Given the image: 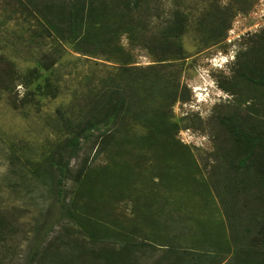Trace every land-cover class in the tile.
Wrapping results in <instances>:
<instances>
[{
    "label": "rangeland",
    "instance_id": "1",
    "mask_svg": "<svg viewBox=\"0 0 264 264\" xmlns=\"http://www.w3.org/2000/svg\"><path fill=\"white\" fill-rule=\"evenodd\" d=\"M51 2L0 0V264L261 263L264 154L238 171L226 121L264 128V88L247 78L264 71V0H53L50 13ZM88 6L107 27L97 46L74 39ZM114 89L130 106L114 136L100 150L96 129L66 153L58 186L49 155L106 113ZM160 112L187 158L151 150Z\"/></svg>",
    "mask_w": 264,
    "mask_h": 264
},
{
    "label": "trees",
    "instance_id": "2",
    "mask_svg": "<svg viewBox=\"0 0 264 264\" xmlns=\"http://www.w3.org/2000/svg\"><path fill=\"white\" fill-rule=\"evenodd\" d=\"M53 2V0H52ZM52 2L48 8L50 13L54 9V3L52 5ZM138 0H125L124 6L126 9L128 8H137L138 7ZM47 7V5H45ZM59 6V5H58ZM66 6L60 5L59 7ZM88 8V16L90 19H92V22H86V24L83 26L80 22L75 23V29H74V39L76 42H80L83 40L87 44H94L96 41H98V36L104 33L106 30V26L103 22H105L101 18V14L99 10H97L94 6L87 7ZM72 19H79L80 17H83V12L85 11V6L82 7H74L71 13H74ZM57 22H60V16H54ZM52 25L53 21H49ZM56 22V21H54ZM54 28L57 29L55 25H52ZM132 25L131 24H125L122 31L123 32H130ZM78 28L80 30H78ZM78 31V32H77ZM107 39H103L101 42L100 48H107L108 47ZM250 81H253L255 84L262 86L264 88V71L258 78H250L247 77ZM114 96L116 97V100H112V102L108 103L106 106V113L103 115L101 112L99 115L95 116L94 118H91L89 120H86L83 122V124H80L79 127L74 131H68L71 133V135L67 136L61 143H59V150L56 151V153L52 156L49 155V170L55 171L52 172L55 176L56 181L59 183L58 186H61L64 179H66L67 176H70L69 173V159L68 157H75L79 153L81 147H83V144L88 142V139L91 138L95 133V130H100L99 134H96L95 141L99 144L98 147H100V150L108 145L110 142V137H113L114 134H110V130H112V127L114 126L117 117L121 112H124L125 110L128 111L130 106L128 105L127 100L121 95H116L117 90L114 89ZM119 97V98H118ZM185 97V96H184ZM177 98V97H176ZM175 98V99H176ZM174 99V100H175ZM162 118V119H161ZM228 119V118H227ZM232 119H228L226 122L228 123L229 127L232 130V133L234 135L235 145H234V153L235 156H237V160L235 162L236 169L238 171H247L251 169V163L254 162V159L256 161V158L259 160L260 157H262L260 154H264V128H254L247 126L239 125L238 123H232ZM235 121V120H234ZM67 126H72V123L69 120H66ZM112 122L113 126H109V123ZM148 126L150 127V134L147 137V140L151 142V150H156L158 147H163L165 155L172 152L180 153L181 155H185V144L181 141L177 140L174 135V128L169 125L168 120L162 116V113L160 112L158 114L157 118H151L148 119ZM173 125H176L173 123ZM147 126V127H148ZM102 128V129H100ZM168 128V129H167ZM153 134V135H152ZM154 137V138H153ZM83 139V140H82ZM83 141V142H82ZM66 153H68V157L66 158ZM183 159V157H182ZM185 159V158H184ZM186 163L187 161L184 160ZM82 170L80 169V173H82ZM264 173V172H263ZM155 177H159L160 179H163V173L161 170H158L155 172ZM80 177V174H79ZM79 180V179H78ZM116 181L114 182V186L116 190L119 191L120 188H122L124 185L127 184L128 177L125 178L123 176L122 171H118L116 174ZM90 198L92 196H89ZM117 197H119V193H117ZM75 201V200H74ZM264 228V222L263 226ZM107 229V226H106ZM105 229V230H106ZM128 247V246H126ZM128 248L125 250L127 251ZM56 253V252H55ZM121 258L120 261H125L126 258ZM103 256L105 259L109 262L116 263L119 259L113 257V255H109V249L103 251ZM58 257V255H57ZM73 260V259H72ZM71 260V261H72ZM262 262L258 264H264V256L261 257ZM56 263L57 260H56ZM249 263V262H248Z\"/></svg>",
    "mask_w": 264,
    "mask_h": 264
},
{
    "label": "clouds",
    "instance_id": "3",
    "mask_svg": "<svg viewBox=\"0 0 264 264\" xmlns=\"http://www.w3.org/2000/svg\"><path fill=\"white\" fill-rule=\"evenodd\" d=\"M229 62H230V61L225 60L224 63L227 64V63H229ZM212 65H213L215 68L222 69V70L224 69V66H223L222 64L217 65V64H215V62H213ZM225 71H226V70H225ZM226 72H227V71H226ZM198 88H199V87L197 86V89H195V92H196V96L198 97V100L201 101V100H203V99H201L200 95L198 94V93H199L198 91L200 90V89L198 90ZM202 89H203V87H202Z\"/></svg>",
    "mask_w": 264,
    "mask_h": 264
}]
</instances>
